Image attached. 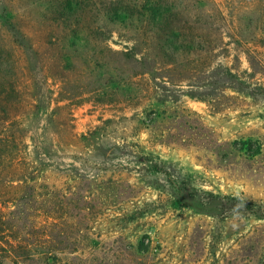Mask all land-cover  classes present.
I'll list each match as a JSON object with an SVG mask.
<instances>
[{"label": "rangeland", "instance_id": "rangeland-1", "mask_svg": "<svg viewBox=\"0 0 264 264\" xmlns=\"http://www.w3.org/2000/svg\"><path fill=\"white\" fill-rule=\"evenodd\" d=\"M16 33L25 39L21 45ZM0 52L7 90L27 92L24 105L30 94L38 97L40 107L24 127L46 129L49 116L63 108L52 129L72 128L78 137L97 130V141L118 148L108 162L103 156L92 162L131 170L126 174L135 197L92 220L81 210L90 201L89 184L76 176L83 171L70 173L66 188H72L75 210L63 229L56 227L67 234L52 241L56 251L49 263L264 264V220L242 215L225 198L264 205V100L245 99L223 81L212 84L228 69L264 86V0H0ZM133 56L155 60V74H142ZM189 91L238 95L247 105L215 113ZM154 111L164 113L160 120L147 117ZM133 117L140 123L124 121ZM201 117L222 140L252 139L261 154L247 161L234 155L233 171L226 172L215 170L218 162L205 153L207 169L194 149L156 145L148 131L187 121L190 128L181 127V133L200 143L194 128L203 125ZM110 120L115 132L109 137L98 129ZM33 136L29 132L24 148ZM24 148L22 157L31 158ZM135 152L157 157L153 162H162L164 173L150 171L152 162H141ZM7 171L0 168V182ZM7 241L18 245L0 241V264L47 263L16 257Z\"/></svg>", "mask_w": 264, "mask_h": 264}, {"label": "trees", "instance_id": "trees-1", "mask_svg": "<svg viewBox=\"0 0 264 264\" xmlns=\"http://www.w3.org/2000/svg\"><path fill=\"white\" fill-rule=\"evenodd\" d=\"M18 34L15 35L16 42L21 45L20 42L25 39L21 33L19 36ZM2 58L3 55L0 52V61ZM129 58L141 68L142 74H155V69H157L155 60L147 57L137 59L133 56ZM2 70L1 64L0 72ZM226 73L227 77H222L218 73L217 81L212 84L216 86L223 81L225 88L244 96L245 99L250 98L254 102L264 100V86L257 85L254 87L228 69ZM0 84L4 86L3 89H0V168L9 170L3 182H0V241H16L18 244L16 247L8 241L6 243L10 244L9 247L12 251L18 252L16 257L26 260L37 256L45 259L46 264H51L48 261L52 259L50 256L56 251L53 246L56 241L55 237L67 234V231L57 233L56 227L63 229V225H67L66 221L71 211L75 210L73 200L69 195L71 193L69 189L72 190V188H66L70 173L75 172V170L83 171V173H77L76 176L81 182L89 184L90 195L86 198L90 201H84L86 206L81 210L86 212L88 220H92L97 215H101L104 209H110L128 198L135 197V188L130 183L128 174H126L131 170L129 167L100 165L92 162L99 161L102 156L108 162L115 152L114 149L118 148L113 142V144L107 142L106 139L100 138L101 141H97V130L87 136L78 137L72 128L55 127L52 129L51 122H55L53 119L59 116L63 108L57 109L58 113L56 111L55 114L49 116V126L46 129L24 127L22 123L36 114L35 110L40 107L36 104L37 95L30 94L31 99L24 105L23 95L27 92L13 88L10 92L14 94L10 96L11 94L6 88L7 85L1 80ZM187 94L194 99L208 101L210 108L215 113L237 110L243 105H247L246 100L238 95H220V93L213 91H189ZM21 105H23V109L26 105L29 106L33 109L32 113L20 109ZM163 115L162 112L154 111L147 117L155 121L160 120ZM132 120L140 123L136 117L124 119L125 122ZM201 121L203 125L194 128L201 139L200 143L191 141L190 138L185 137L186 134L181 133V127L190 128L187 121H181L179 126H172L163 131L153 129L148 131L156 145L178 147L184 150L194 149L198 154L197 160L200 163H203V154L204 158L207 157L205 153L211 154L219 164V167L215 168L217 171H233L231 157L236 154L243 161L254 159L261 154V147L252 139L241 138L239 141H224L217 130L203 122L202 117ZM113 123L114 121H107L105 123L106 128L98 129L99 132L105 133L109 137L114 136ZM128 125L126 124V126ZM131 128L137 130L133 125ZM29 132H35L36 136L30 137L31 145H25L27 152L31 153V158H24L22 157L24 152L22 147L24 148L23 144H26ZM77 147H79L78 152L74 151ZM128 147L139 146L135 144L128 145ZM9 154L11 156L7 157ZM135 155L140 158L141 162H152L150 171L164 173L162 162L161 166L153 162L157 157L151 156L150 159H147V157H140L138 152H135ZM67 160L75 162L80 167L69 166ZM212 160L207 159L209 165L212 164ZM100 162L102 163V161ZM221 163L222 165H220ZM204 166L206 167V165ZM206 168L208 169V167ZM225 198L232 201L242 215L264 220L263 204L245 197ZM218 199L220 200L221 197ZM59 219H63L64 222L58 225ZM32 239H35L33 244L30 243ZM140 250L143 252V249Z\"/></svg>", "mask_w": 264, "mask_h": 264}]
</instances>
